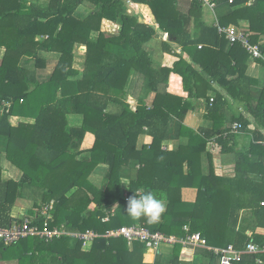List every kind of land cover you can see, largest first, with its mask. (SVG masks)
<instances>
[{
	"label": "trees",
	"instance_id": "trees-1",
	"mask_svg": "<svg viewBox=\"0 0 264 264\" xmlns=\"http://www.w3.org/2000/svg\"><path fill=\"white\" fill-rule=\"evenodd\" d=\"M37 1L0 0V143L7 160L22 171L17 182L0 181V230L21 221L10 216L14 199L21 196L23 188L33 187L41 190L43 198L30 217L39 227L44 221L39 216L41 208L53 200L50 228L77 232L92 229L103 234L135 224L182 237L184 227H188L190 233L201 235L207 247L233 246L242 251L251 241L262 247L264 236L255 231L264 229V86L257 91L258 82L246 76L248 53L239 44L230 45L217 28L206 27L201 19L203 6L195 0L188 2L186 12L180 9L178 0H49L45 8ZM85 2L95 10L89 18L77 21L73 15ZM215 2V10L220 6L216 11L220 26L246 20L252 33L249 41L255 44L263 40L264 0H254L245 7L249 0ZM132 4L148 6L158 29L133 22L125 13L126 6ZM192 18L197 21L194 34L190 29ZM102 19L122 26L119 37H126L122 48L115 44L116 37L100 33ZM154 37L161 40L163 59L159 69L151 68L141 49ZM74 41L87 48L81 70L74 67ZM178 49L193 62H186ZM261 51L264 55V44ZM257 62L264 68V61ZM130 73L137 75L136 82L144 84L147 93L125 91ZM149 93L156 96L151 106L145 103ZM209 93L213 94L211 103ZM129 95L137 100L135 111L126 103ZM203 98L208 101V117L220 113V123L215 122L211 129L192 131L182 125L181 119ZM227 98L244 102L246 115L229 118ZM111 104L119 106L120 111L108 113ZM70 114L81 117L75 127L66 122ZM12 117L32 119L34 123L12 126ZM235 122L241 128L232 133ZM252 123L258 125L250 132L247 149L237 153L232 179L211 172L196 178L195 170L201 167L207 144L222 154L230 153L237 134ZM87 133L94 137V143L88 150H79ZM140 134L149 135L152 142L135 150ZM180 137L188 139L187 145L179 148L181 157L175 151L161 150ZM36 149L48 154L49 160L36 157ZM76 155H81V161H75ZM206 156L211 163V152ZM185 160L189 169L186 178ZM132 162L138 164V170L132 168ZM100 164L108 170L105 185L99 190L89 185L86 177ZM126 168L135 173L127 197L140 189L141 195L151 192L168 202L159 222L150 224L145 218L133 219L126 214L127 201L121 195L122 171ZM182 188L197 189L195 202L181 201ZM74 189L77 192L69 195ZM114 204H118L114 216L108 223H101L105 211L112 212ZM88 209L89 216L85 217ZM129 248L122 239L105 237L97 238L87 250L66 236L48 243L29 237L12 245L0 241V262L148 264L143 262L142 244L134 243L131 251ZM181 250V245L173 247L170 264H177ZM134 251L142 254L133 255ZM204 252L216 259L207 249ZM151 264L163 262L157 256ZM233 264H264V252L244 253Z\"/></svg>",
	"mask_w": 264,
	"mask_h": 264
},
{
	"label": "crops",
	"instance_id": "crops-1",
	"mask_svg": "<svg viewBox=\"0 0 264 264\" xmlns=\"http://www.w3.org/2000/svg\"><path fill=\"white\" fill-rule=\"evenodd\" d=\"M179 4L178 6L180 9L183 11H187L188 7V2L190 0H178ZM254 0H249L248 3H245L243 7L249 6L250 4L253 3ZM49 0H38L37 3L41 7H46L47 3ZM129 3V2H128ZM127 3V4H128ZM220 9V6L217 7L216 10L213 12L203 8L202 10V21L204 25L208 28L210 27H215L218 24V18H217V10ZM95 10L94 5H92L89 2H85L83 5H81L73 15L77 21H82L90 17V15L93 13ZM222 11V10H221ZM220 11V13H221ZM125 13L127 16L132 18L133 22H137L138 24H143V25H148L152 26L154 29H158V24L156 23L155 17L153 13L151 12L150 8L146 5L143 4H138V5H127L125 9ZM196 24L197 21H195L194 18L191 19V24H190V29H192L193 34L196 33ZM220 26V25H219ZM227 26H233L237 29H241L243 31L248 32V22L246 20H238L237 24L234 22H230L229 25ZM223 26V27H227ZM100 33L105 36H111V37H116V42L117 46L123 47L126 41V37H119L122 36L121 30L122 26L119 23H115L113 21H110L108 19H102L100 22ZM133 29V28H132ZM131 29V30H132ZM158 32V31H157ZM250 36L252 35L251 32H248ZM162 33H160L161 35ZM163 36V34L161 35ZM161 40L157 38H153L151 40H148L147 42L143 43L141 49L145 52V58L152 64L151 68L153 69H159L161 64H162V59L163 55L161 52ZM261 41V40H260ZM228 42V41H227ZM199 49L201 48V45L198 47ZM222 48V47H221ZM87 52L86 45L81 43L80 41H74L73 42V54L76 57L75 62H74V67L78 70H81V62L85 58ZM107 51H102L103 54H106ZM178 52L182 55L183 59L188 62L192 63V59L184 52H182L180 49H178ZM53 56V55H52ZM264 61V58L261 59ZM78 64V66H77ZM77 66V67H76ZM133 71V69H132ZM246 76L250 77L252 80H255L258 82L257 85V91L260 90L264 86V68L260 67V64H258L257 60H251L250 58L246 62ZM200 75L206 79V74L204 72H200ZM137 75L131 74L129 75V81L127 85L125 86V91H128L129 89H132L136 92H142V93H147V88H145L144 84H139L136 82ZM257 91L254 93V96H256ZM167 92V89H166ZM209 97V103L212 102L213 100V94L209 93L207 95ZM156 96L155 93H149L145 97V103L147 106H151L152 103L154 102ZM256 101V99H255ZM208 101L205 100V98L200 99L198 103L194 104V108L191 110H188L183 119H181L182 125L187 127L188 129H191L192 131H196L199 129H211L215 122L220 123L221 115L220 113L218 115H213L212 117H208V112L206 109V104ZM126 103L129 105L130 109L132 111H135L137 108V100H135L133 97L130 95L126 98ZM227 103L228 107L226 110L227 116L230 118L231 115H241L244 114L246 115L245 112V103L233 99V98H227ZM106 111L110 114L113 113H118L120 111L119 106L111 104L107 107ZM225 112V110H224ZM247 118L250 119L249 116ZM66 122L68 125L75 127L81 122V117L70 114L66 118ZM19 123H25V124H33L34 120L28 119V118H20V117H12L10 118V124L12 126H17ZM257 123H252L246 131L240 132L237 134V139L236 141L231 144L232 147V152L230 153H220L219 151H215V148L213 149L212 144H207L206 149L202 155V161H201V167L199 171L195 170L196 173L198 174L196 178L200 174L207 175L209 172L213 174L216 177L219 178H227V179H232L235 176L236 172V164H237V153H240L241 151H244L247 149V146L251 140V133L257 126ZM188 139L186 137H180V139L172 140V142H167V147L164 146L161 150L165 151H175L178 153L179 157L183 155L181 151L179 150L180 147L186 146L187 145ZM152 142V137L146 134H140L136 138V144H135V150H140L141 147L143 146H148ZM94 143V137L91 134H85V137L83 138V141L80 145L79 150L85 151L88 150ZM85 149V150H84ZM213 149V152L211 151ZM38 151V152H37ZM74 151V150H73ZM35 156L39 158L46 159V161L49 160V155L45 154L43 150H35ZM211 152V163H208L206 153ZM75 161L79 162L81 161V155H76ZM184 169H183V176L186 178V174L188 172V163L187 160L184 161ZM135 167L133 166V169H137L138 164L136 162ZM133 169H124L122 171L123 175L121 178V195L123 198L125 197V194H127V189L129 187V183L131 180L135 179V173ZM107 166L104 164H100L93 168L88 176L86 177V182L93 186L95 189H102L103 186L105 185V175L107 173ZM22 177V171L19 170L17 167H15L13 164H11L7 158L5 153L3 152L2 149V144L0 143V181L5 182L8 180H12L14 182H17L21 179ZM200 179V177H199ZM198 179V180H199ZM198 184V182H197ZM195 186V185H194ZM196 187V186H195ZM24 190H30V193H38V199H34L33 203L30 205H27L22 201L23 198V193L21 196L18 198L14 199V206L11 210L10 216L14 220H21L24 217H31L33 216L38 208H35V205L40 206L43 203V198H42V192L40 189H36L33 187H25ZM23 192V191H22ZM77 192V189H74L69 195L72 193ZM142 194V191L138 189L136 191V194ZM79 194V193H78ZM91 196V195H90ZM197 197V189L195 188H182L180 191V198L182 202L185 203H193L195 202ZM166 204L167 207V201L163 200ZM118 204H114L111 206L112 208V213L114 212L115 208L117 207ZM110 212V211H105V213ZM89 209L88 211L86 210L83 215L85 217L89 216ZM114 214V213H113ZM102 223V222H101ZM133 226H138V225H133ZM142 227V226H141ZM187 228V227H184ZM256 234L263 235L264 236V229H256L255 231ZM130 251L132 250L131 246H129ZM87 248H83L84 250H87ZM204 250H206L205 247H189V248H182V250L179 252L178 256V261L177 264H219L218 259H212L210 256L205 254ZM143 253V262L151 264L155 261V258L157 256L159 259L163 262V264H170L173 258V247L170 246H162L159 250V253L156 256H153L152 254H149L146 252L144 249L142 251ZM140 252L134 251L132 254L136 256L138 254H142ZM0 264H7L6 262H0ZM9 264V263H8ZM11 264V263H10ZM41 264V263H40Z\"/></svg>",
	"mask_w": 264,
	"mask_h": 264
},
{
	"label": "built area",
	"instance_id": "built-area-1",
	"mask_svg": "<svg viewBox=\"0 0 264 264\" xmlns=\"http://www.w3.org/2000/svg\"><path fill=\"white\" fill-rule=\"evenodd\" d=\"M202 4L203 8L210 11H214L216 8L215 0H195ZM232 3L233 0H228ZM217 32L223 35L230 45L239 44L249 55L251 60L263 59L264 55L261 51V45L264 44V38L261 42L252 44L249 41V33L243 30H239L233 26H219L216 25ZM241 128V125L237 122L231 125V132L237 133ZM138 196L141 194L138 193ZM125 201L129 197L125 195ZM54 201H50L48 204L43 205L39 212V216L44 217L42 227L33 224L32 219L24 217L18 223H13L11 227L5 230H0V241L5 245H12L22 239L29 237H38L45 242H51L54 239L66 236L73 240H77L82 244L83 248L90 247V245L99 237L122 239L128 246H132L134 243H140L144 246V250L153 256L159 253L162 246L174 247L175 245H181L182 248L189 247H205L210 251L213 256L218 259L219 264H233L239 262L241 256L244 253L257 254L264 252V245L259 247L252 241L249 242L245 249L242 251L236 250L233 246L227 248H212L207 247L206 242L202 239L199 233H190L188 227L184 228L185 234L182 237L175 235H166L160 231H150L148 228L141 226H122L116 229L106 230L103 234L87 229L83 232L69 231L61 228H50L49 222L52 220L50 211L53 208ZM114 216L112 212H107L102 218L101 222L106 224Z\"/></svg>",
	"mask_w": 264,
	"mask_h": 264
},
{
	"label": "clouds",
	"instance_id": "clouds-1",
	"mask_svg": "<svg viewBox=\"0 0 264 264\" xmlns=\"http://www.w3.org/2000/svg\"><path fill=\"white\" fill-rule=\"evenodd\" d=\"M166 211V204L157 199L151 192L138 196L136 193L127 200L125 212L133 219L145 218L148 223L159 222Z\"/></svg>",
	"mask_w": 264,
	"mask_h": 264
},
{
	"label": "rangeland",
	"instance_id": "rangeland-1",
	"mask_svg": "<svg viewBox=\"0 0 264 264\" xmlns=\"http://www.w3.org/2000/svg\"><path fill=\"white\" fill-rule=\"evenodd\" d=\"M77 66H78V64H77ZM28 68H30V66ZM38 195H39L38 193H33L32 194V192L30 193V190H24V188H23V198H22V201H24L25 204L30 205V203L31 204L33 203V200L34 199H38Z\"/></svg>",
	"mask_w": 264,
	"mask_h": 264
}]
</instances>
